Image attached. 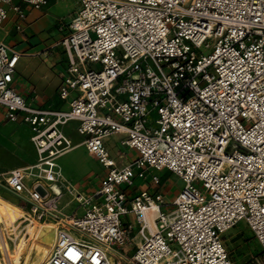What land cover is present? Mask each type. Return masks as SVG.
Listing matches in <instances>:
<instances>
[{
  "label": "built area",
  "instance_id": "obj_1",
  "mask_svg": "<svg viewBox=\"0 0 264 264\" xmlns=\"http://www.w3.org/2000/svg\"><path fill=\"white\" fill-rule=\"evenodd\" d=\"M12 1L0 0V26L11 5L18 31L21 4H48ZM76 1L59 23L67 110L28 105L11 85L19 54L0 44V107L29 126L36 155L0 176L22 214L0 224V239L48 226L55 239L42 264H233L224 234L242 222L264 264V0ZM71 122L105 170L92 194L58 162L74 147L62 130ZM112 136L136 158L118 166ZM162 170L181 183L170 203L155 189ZM135 178L148 187L132 193ZM64 195L76 204L70 214L59 208Z\"/></svg>",
  "mask_w": 264,
  "mask_h": 264
},
{
  "label": "crops",
  "instance_id": "obj_2",
  "mask_svg": "<svg viewBox=\"0 0 264 264\" xmlns=\"http://www.w3.org/2000/svg\"><path fill=\"white\" fill-rule=\"evenodd\" d=\"M50 1L51 0H48V3ZM57 1H59L60 4L63 1L66 2L67 0ZM71 1L72 5L71 9H69L70 11L67 17L68 21L71 19V15L78 7V3L75 0ZM17 2L18 0L14 4ZM21 7L26 12V19L23 21L22 31L16 30L17 18L14 12L11 10V5L6 6L7 18L0 26V44L8 45L19 54L11 84L12 88L25 100L28 105L32 107L47 110H67L68 101H62L58 97V88L61 84L62 75L66 69V57L62 47L59 44L62 36L65 33V28L60 30L59 27V22L62 21L59 20L58 24L56 25L51 22V18L48 15V4L42 10H33L24 5ZM73 124L75 131L76 123ZM20 126H23V139L17 140L16 131ZM65 127L66 126H64L62 130L70 138L74 146L71 151L76 148H83L86 155L97 162V160L87 154L84 146L81 144L82 137H80L75 131L79 139L73 141ZM25 128H27V131ZM30 135L31 132L28 125L20 121L10 122L6 120L5 110L0 107V176L12 169L23 168L35 163L36 155L30 142ZM113 138H115V140H113ZM120 138V136H112L105 140V145L110 156L111 153L108 149V145L112 141H114L112 143L120 145ZM120 147L124 148L121 145ZM111 158L115 160L118 166H122L130 162L122 163L120 160H117L112 156ZM5 161H8L9 164H4ZM62 172L66 180L75 185L80 192L87 195L92 194L98 188L99 181L104 176L105 170L100 165V171H98L97 174H94V176L97 177V181L96 185H92V189L88 187L86 188L85 184L80 185L76 183L75 180L71 179L67 174L64 173L63 168ZM84 173L85 171L83 174ZM147 182L148 178L146 180H142V183L139 185V187L134 185V187L131 189V192L135 193L140 189L148 187ZM87 189L88 191H86ZM64 196L60 199V202L64 199ZM12 198H14L12 194L0 190V199L2 201L5 200L14 206H17L18 203L12 202ZM70 204V199L64 200L63 204L60 203L59 208H61L63 213L68 214L64 211V209ZM20 213L21 212L17 214ZM0 214L12 213L7 211L5 208H0ZM1 223L6 227V224L2 218ZM3 242H5L4 244L6 247H9L8 242L4 240ZM1 243L2 239H0V244ZM0 254H2L1 249Z\"/></svg>",
  "mask_w": 264,
  "mask_h": 264
},
{
  "label": "rangeland",
  "instance_id": "obj_3",
  "mask_svg": "<svg viewBox=\"0 0 264 264\" xmlns=\"http://www.w3.org/2000/svg\"><path fill=\"white\" fill-rule=\"evenodd\" d=\"M17 0H13L12 4H14ZM72 1L67 0L66 2H62L59 4L57 0H51L48 3L49 7V17L51 18V22L55 25L58 24V21L61 20L62 24L68 22V14L69 9H71ZM22 6V5H21ZM73 15V14H72ZM71 15V17H72ZM151 119L156 118L155 112H152L150 115ZM23 126L19 127L16 131V139L21 140L23 139ZM66 130L72 137L73 141L79 139L78 135L74 131V124L66 125ZM27 131V128H25ZM115 140V138H113ZM114 142V141H112ZM110 143L108 145V149L111 153V156L117 160H120L122 163H126L132 161L136 158V153L134 151L127 150V148H121L119 144ZM63 168L65 174H67L71 179L75 180L76 183L82 185L85 184L86 188L92 189V185H96L97 177L94 174H97L100 171V165L92 160L90 157L86 155L83 148H76L73 151L67 153L63 157H61L58 161ZM4 164H9L8 161L4 162ZM85 173L83 174V172ZM155 175L159 177L160 185L156 190L161 191L164 196V200L167 203L173 200L175 195L180 188V181L174 175L170 174L166 170L154 172ZM87 176V177H86ZM86 177V178H85ZM142 183V180L139 178L134 179V185L139 187ZM149 183V182H147ZM97 187V186H96ZM94 187V188H96ZM85 188V189H86ZM89 189V190H90ZM153 187L150 188V191L155 190ZM88 191V189L86 190ZM69 196L65 195L64 199L60 202L61 204L64 203V200H68ZM12 202L18 203V200L14 197L12 198ZM76 209V204L71 203L70 205L66 206L64 211L68 214L72 213ZM78 213H81L80 209H77ZM1 218L3 219L6 226L11 225L8 221V217L12 218V221H16L21 215H13V214H1ZM8 216V217H6ZM0 218V220H1ZM13 222V223H14ZM0 224L1 221H0ZM3 225V224H2ZM4 226V225H3ZM16 224L14 225V227ZM4 228V227H3ZM21 228L14 230H8L5 236L9 237L10 239L7 240L9 247L7 249L12 251L14 248V243L17 242V246H20V243L23 241L28 242L30 244L32 242L33 248L31 250H36L40 243L45 244L52 248L54 243V231L50 230L48 226L42 225L40 229L36 227L28 228V235L25 234L26 232L20 231ZM21 233V234H20ZM16 234V235H15ZM18 235V236H17ZM30 239V240H29ZM138 242L137 238H134V244ZM224 244L229 253V256L233 262V264H256V261H259L261 258V248L256 241V239L252 236L251 232L248 230L244 223H239L229 231L224 234ZM2 253V251H1ZM2 254H0V257ZM26 254L21 259V264L24 263ZM37 260L29 257L27 258L26 264H36Z\"/></svg>",
  "mask_w": 264,
  "mask_h": 264
},
{
  "label": "bare ground",
  "instance_id": "obj_4",
  "mask_svg": "<svg viewBox=\"0 0 264 264\" xmlns=\"http://www.w3.org/2000/svg\"><path fill=\"white\" fill-rule=\"evenodd\" d=\"M0 208H5L7 211H10L13 215H22L21 213L17 214L20 212V210L16 206H14L13 204L5 200L2 201L0 199ZM1 216L2 215L0 214V217ZM8 221L10 224H13L14 222L12 221L11 217H8ZM41 226L42 225L40 226L35 225L34 227H36L37 229H40ZM4 243L5 242H3V239H2V243L0 244V247H1L0 249L2 251V256L0 257V264H6L8 261H10L12 264H21V262L23 261V260L21 261V259L23 258L25 254L26 256H25V260L23 264H26L27 258L29 257L33 258L34 260H37L36 264H42L51 251V248L49 246H46L45 244H42V243L38 245L36 250L32 251L31 250V248H33L32 242L28 244V242L26 241H23L22 243H20L19 247L17 246V242H13L14 248L12 251H9Z\"/></svg>",
  "mask_w": 264,
  "mask_h": 264
}]
</instances>
